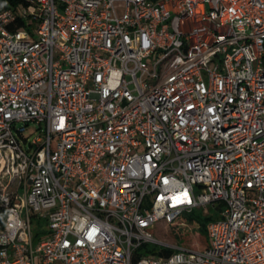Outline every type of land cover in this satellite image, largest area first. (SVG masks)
Returning a JSON list of instances; mask_svg holds the SVG:
<instances>
[{
	"label": "built area",
	"instance_id": "1",
	"mask_svg": "<svg viewBox=\"0 0 264 264\" xmlns=\"http://www.w3.org/2000/svg\"><path fill=\"white\" fill-rule=\"evenodd\" d=\"M23 2L0 6L23 190L0 189V264H264V0ZM208 206L207 247L137 255Z\"/></svg>",
	"mask_w": 264,
	"mask_h": 264
},
{
	"label": "rangeland",
	"instance_id": "2",
	"mask_svg": "<svg viewBox=\"0 0 264 264\" xmlns=\"http://www.w3.org/2000/svg\"><path fill=\"white\" fill-rule=\"evenodd\" d=\"M29 127L34 126L31 124ZM26 135H28V139H31L34 136V133H30V130L28 129L26 131ZM13 178L14 176L12 178H6L1 183L0 189L5 194L16 192L21 194L23 192L21 186L17 185L16 182H11V179ZM192 215L195 219L196 217H202L204 215L216 217L217 210L212 206H208L206 209H194ZM179 221L182 226L187 229V231L185 230L187 233H173V231H171L172 227L176 225L179 226L178 223L173 225H161L160 223H157L153 228V233L155 234L159 244L149 243L148 248H158L161 244L170 247L198 248L206 243V239L208 240L207 230L201 231L195 222L186 220L185 216ZM32 229L34 233V240L37 241L44 233V228H42V225L36 218H32Z\"/></svg>",
	"mask_w": 264,
	"mask_h": 264
},
{
	"label": "trees",
	"instance_id": "3",
	"mask_svg": "<svg viewBox=\"0 0 264 264\" xmlns=\"http://www.w3.org/2000/svg\"><path fill=\"white\" fill-rule=\"evenodd\" d=\"M20 3H24L23 0H0V6H2V7H11V6H15V5L20 4ZM192 213H193V211L190 212V213H188V214L182 215L179 218V220L182 219L185 216L186 220H190V221L195 222L198 225V228L201 231H206L207 230L206 229L207 224L211 220H213V219L216 218L215 216L204 215L202 217H196V219H195V218H193ZM179 220L177 222L179 224V226L176 225V226L172 227L171 228V231H173V233H182V234H185V232L187 231V229L182 226V224L180 223ZM158 223H160L161 225L162 224L169 225V224H167L164 221H160ZM207 246H208V240L206 239V243L204 245H202V246H200L198 248H195V249H203V248H205ZM173 251H174V249L169 248V247H165V246H162V245H159L158 248H154V247L148 248V244H142L139 247V249H138L137 255H139V256L154 255L156 257H159V256H168Z\"/></svg>",
	"mask_w": 264,
	"mask_h": 264
}]
</instances>
